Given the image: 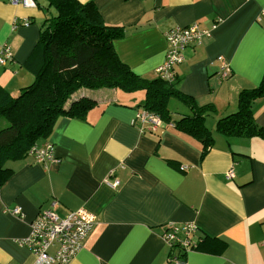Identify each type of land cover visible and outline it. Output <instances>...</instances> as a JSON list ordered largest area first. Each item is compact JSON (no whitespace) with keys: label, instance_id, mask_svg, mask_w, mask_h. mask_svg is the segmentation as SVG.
I'll return each instance as SVG.
<instances>
[{"label":"crops","instance_id":"obj_1","mask_svg":"<svg viewBox=\"0 0 264 264\" xmlns=\"http://www.w3.org/2000/svg\"><path fill=\"white\" fill-rule=\"evenodd\" d=\"M79 1H94L106 23L124 28L114 48L146 78L156 77L165 62L169 30L192 24L211 29V36L185 50L175 73L182 93L214 107L206 116L214 141L203 155L204 143L175 126L194 114L176 97L170 101L181 104L172 106V124L154 129L140 119L144 90L77 89L65 107L84 97L92 107L79 117H61L36 145L52 144L55 159L37 161L31 153L6 164L13 173L0 188V264H58L20 243L52 199L61 216L80 208L97 216L68 264H264V137L217 130L221 117L238 110L240 92L264 77V0ZM37 3L0 0V56L6 60L0 62V88L12 94L34 81L43 61L37 44L48 2ZM224 62L228 76L220 73ZM252 109L264 128V96ZM17 207L22 215L13 212ZM185 224L196 226L189 238L181 231ZM171 226L191 245L178 240L172 246L165 238ZM56 249L49 248V256Z\"/></svg>","mask_w":264,"mask_h":264},{"label":"trees","instance_id":"obj_2","mask_svg":"<svg viewBox=\"0 0 264 264\" xmlns=\"http://www.w3.org/2000/svg\"><path fill=\"white\" fill-rule=\"evenodd\" d=\"M47 2L44 7L47 17L37 44L41 46L43 61L34 81L22 87L17 95L0 88V120L4 118L9 122L0 129V188L13 173L6 166L8 161L31 154L41 140L52 135L61 117H79L92 107L93 100L86 97L65 107L67 99L81 87H114L126 92L144 90L146 97L141 104L142 110L161 117L163 126L172 124L170 99L176 97L185 101L193 107L194 114L185 124L180 121L175 126L187 129L199 138L204 143L203 155L206 153L214 141L206 125V116L214 111V107L199 105L193 97L177 88L175 66L183 63L186 55L173 67L174 80L157 72L154 78L142 77L121 61L114 48L113 41L125 35L124 28L106 23L94 1ZM261 96H264V77L258 86L240 92L238 110L221 117L217 130L227 136L264 137V128L257 124L252 109L253 100ZM53 201H57L54 207L57 211V199L50 200L40 211L51 208ZM176 241L170 244L174 246Z\"/></svg>","mask_w":264,"mask_h":264},{"label":"built area","instance_id":"obj_3","mask_svg":"<svg viewBox=\"0 0 264 264\" xmlns=\"http://www.w3.org/2000/svg\"><path fill=\"white\" fill-rule=\"evenodd\" d=\"M13 4H20L26 7H37V0H10ZM215 27V25H214ZM210 28H201L198 24L188 26H179L171 29L166 33L168 41V51L165 62L156 70L158 74L174 80V65L185 59V50L195 43H201L204 37L211 36ZM2 52L7 53L11 58L9 48H5ZM0 62L5 63L6 60L0 56ZM220 71L221 76H228L231 68L227 62H224ZM143 122H150L151 127L156 129L163 126L161 117L149 112L143 111L140 115ZM54 147L48 144L46 148L40 149L35 146L32 149L37 161L46 159L54 160ZM232 173V172H231ZM120 181L116 179L114 185H118ZM57 201L52 202V207L39 211L31 222V233L28 237L20 240L21 244L28 246L32 253L37 257H50L55 259L58 264H68L76 255L78 250L84 244L86 238L96 223L97 216L93 212L80 208L72 210L65 215H60L54 210ZM15 214L22 215L19 207L13 211ZM179 227L171 226L170 232L165 234V238L169 243L174 240H180L187 247L191 245L190 240H181L177 235ZM196 229L192 224H185L181 227V231L189 238L191 232ZM52 246L57 247L54 256H49L48 249ZM185 263V262H184Z\"/></svg>","mask_w":264,"mask_h":264},{"label":"rangeland","instance_id":"obj_4","mask_svg":"<svg viewBox=\"0 0 264 264\" xmlns=\"http://www.w3.org/2000/svg\"><path fill=\"white\" fill-rule=\"evenodd\" d=\"M19 92H15L14 93V95H17ZM179 104H181L179 101H177L176 99H172L171 101H170V103H169V107H170V109H171V111H172V106L174 107V108H177V106L179 105ZM9 125V122L6 120V119H2V120H0V129H2V128H4V127H6V126H8ZM52 247H55V246H52ZM55 248H53V250H54Z\"/></svg>","mask_w":264,"mask_h":264}]
</instances>
